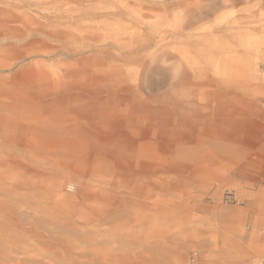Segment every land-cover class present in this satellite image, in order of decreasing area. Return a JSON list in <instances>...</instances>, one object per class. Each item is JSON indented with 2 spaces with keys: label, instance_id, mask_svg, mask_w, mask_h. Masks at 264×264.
I'll return each instance as SVG.
<instances>
[{
  "label": "rangeland",
  "instance_id": "obj_1",
  "mask_svg": "<svg viewBox=\"0 0 264 264\" xmlns=\"http://www.w3.org/2000/svg\"><path fill=\"white\" fill-rule=\"evenodd\" d=\"M263 236L264 0H0V264H264Z\"/></svg>",
  "mask_w": 264,
  "mask_h": 264
},
{
  "label": "bare ground",
  "instance_id": "obj_2",
  "mask_svg": "<svg viewBox=\"0 0 264 264\" xmlns=\"http://www.w3.org/2000/svg\"><path fill=\"white\" fill-rule=\"evenodd\" d=\"M60 10V9H59ZM19 253V252H18ZM25 253V252H24ZM9 254H12L11 252H9ZM24 255V254H23ZM27 255H29V254H27ZM25 256H26V254H25ZM27 258H29V257H27ZM3 262L4 263H6V264H8V263H10V260H9V258H7V259H3Z\"/></svg>",
  "mask_w": 264,
  "mask_h": 264
},
{
  "label": "crops",
  "instance_id": "obj_3",
  "mask_svg": "<svg viewBox=\"0 0 264 264\" xmlns=\"http://www.w3.org/2000/svg\"><path fill=\"white\" fill-rule=\"evenodd\" d=\"M262 240H264V236H263Z\"/></svg>",
  "mask_w": 264,
  "mask_h": 264
}]
</instances>
